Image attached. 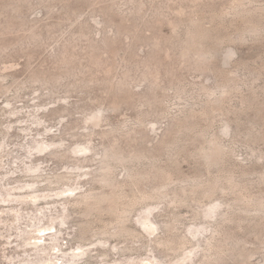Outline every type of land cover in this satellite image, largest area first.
<instances>
[{"label": "rangeland", "instance_id": "rangeland-1", "mask_svg": "<svg viewBox=\"0 0 264 264\" xmlns=\"http://www.w3.org/2000/svg\"><path fill=\"white\" fill-rule=\"evenodd\" d=\"M240 1L0 0V264H264V0Z\"/></svg>", "mask_w": 264, "mask_h": 264}, {"label": "bare ground", "instance_id": "bare-ground-1", "mask_svg": "<svg viewBox=\"0 0 264 264\" xmlns=\"http://www.w3.org/2000/svg\"><path fill=\"white\" fill-rule=\"evenodd\" d=\"M238 3L241 4V1L240 0H237ZM236 3V2H235ZM237 3V4H238ZM243 3V2H242ZM241 12V11H240ZM251 29L249 28V30H254V31H259V30H262L263 29V25H262V22L259 21V23L257 24H253L251 25ZM197 28V27H196ZM194 29V28H190L188 29V34L186 35V38H185V43H186V53L191 55L193 54V56H195L196 58H198L200 61L202 62H207V60L210 58V54H211V50L208 51V49L204 46V44L201 42L202 40L204 41V35L206 34L204 32V35L202 38L200 36V33H199V30L197 31V29ZM203 29V28H202ZM204 30V29H203ZM248 30V31H249ZM202 34V33H201ZM207 35V34H206ZM201 37V39H200ZM207 37V36H206ZM204 46V47H203ZM197 59V60H198ZM206 65V64H205ZM87 149L90 148V147H86ZM74 150V149H73ZM76 150V149H75ZM77 150H79V147H77ZM109 150V149H108ZM204 156H205V159L207 160V162L209 164H218L221 159H222V156H223V150H222V147L219 145V144H215L211 150H207L203 153ZM107 157H106V165L105 167H110V164H111V161L112 159H121L122 158V155L117 152V151H107V153L105 154ZM105 162V161H104ZM59 179V178H58ZM102 181H104L105 183H110V178L109 176L107 175V173H102L101 174V178H100ZM87 198V199H86ZM89 198L91 200H89ZM86 199V200H85ZM105 200H107V197H105L104 195H100V194H96V193H88V194H82L80 196V199H79V202H85L86 201V205H89L88 209L90 210H95V209H102L103 208V204L105 202ZM104 201V202H103ZM115 205L113 204H110L109 205V209L112 210L114 209ZM211 207V206H210ZM114 211V210H112ZM148 213L150 214L151 211H148ZM215 213V209H211L209 211V215H213ZM207 215V213H205ZM141 219H143V216H141ZM142 222V223H141ZM139 223L142 224V226L144 228H149V226H152V225H149V223L145 222V221H139ZM153 225H155V227H157L156 223H153ZM122 231H128L127 227H122L121 228ZM25 231V229H24ZM199 231H201V229H199ZM28 232V231H27ZM205 231H203L204 233ZM26 233V232H25ZM57 233V231H56ZM84 233V232H83ZM21 235V234H20ZM197 236V235H195ZM84 237V236H83ZM40 239V238H39ZM213 245V244H212ZM211 246V245H210ZM217 246V245H216ZM210 250V249H209ZM214 251V250H213ZM216 254V253H215ZM78 255L77 254H72L70 256H68L66 259H64L63 263L62 264H77L78 263V259L76 258ZM7 257V255L5 256ZM40 255H37L36 258H33V259H40L39 258ZM25 260H29V259H25ZM8 261H13V259H8ZM30 261V260H29ZM34 262V261H33ZM179 264V263H177Z\"/></svg>", "mask_w": 264, "mask_h": 264}]
</instances>
